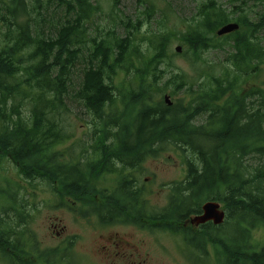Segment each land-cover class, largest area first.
<instances>
[{"label":"trees","instance_id":"16d2710c","mask_svg":"<svg viewBox=\"0 0 264 264\" xmlns=\"http://www.w3.org/2000/svg\"><path fill=\"white\" fill-rule=\"evenodd\" d=\"M29 1L42 2L0 0V10L16 20L2 19L8 33L0 47V167L10 159L31 185L47 183L61 204L77 205L83 217H95L100 225L133 224L180 236L192 255L212 251L215 264H264V236L257 237L264 230V44L259 37L264 0L256 19L241 6L229 11L209 0L181 36L173 28L152 31L145 51L131 35L91 39L76 95L99 122L75 158L71 148H57L71 139L59 116L96 7L92 0H60L69 14L47 38L29 22L17 21L28 13ZM233 21L238 30L217 35ZM139 25L132 26L137 33ZM174 40L186 45L181 55L191 61L194 74L173 69ZM217 49L226 53L221 68L204 57ZM120 70L130 83L119 89L114 77ZM27 87L33 92L30 122L10 103L17 94L26 95ZM165 93L178 96L172 105L164 102ZM169 148L179 152L186 174L163 184L168 202L153 208L127 170H138ZM110 174L117 175L115 184L103 186ZM2 193L10 194L0 188ZM210 200L222 203L225 221L186 225ZM8 207H0L1 258L17 264L18 254L21 261L24 255L41 256L55 264L56 249L39 252L32 233L26 241L30 214L13 215ZM61 264L73 263L62 259Z\"/></svg>","mask_w":264,"mask_h":264},{"label":"rangeland","instance_id":"374dc122","mask_svg":"<svg viewBox=\"0 0 264 264\" xmlns=\"http://www.w3.org/2000/svg\"><path fill=\"white\" fill-rule=\"evenodd\" d=\"M209 0H92L96 9L86 25V41L82 45V52L77 66L72 75L69 94L64 98L66 107L59 116L60 122L66 133L71 136L65 144L59 145L58 150L71 148L72 154L77 157L81 151L83 143L89 142L95 126L99 120L89 112L76 95L83 78V69L86 66L89 53L91 52V39L108 38L112 33L119 36L131 35L140 43L141 49L146 50L148 41L146 38L152 31H159L173 28L177 35L181 36V31L188 29L192 23V18L196 16L198 9ZM217 4L227 10L238 11L240 6L253 19L258 18L262 11L261 0H216ZM39 6L37 3L29 1L28 13L21 14L18 22H29L31 29L43 37L55 36L58 26L68 16V10L61 5L60 0H42ZM1 6V4H0ZM3 17L13 19L6 9L0 10V47L4 45V34L8 33ZM16 21V20H12ZM139 32H135L133 24L139 23ZM16 27H13L15 29ZM12 34V32L10 33ZM259 37L264 44V28L259 32ZM186 45L180 40H174L171 49L176 53L173 58V69L185 70L194 74L193 66L187 57L177 53L175 48ZM26 55V54H25ZM225 51L222 49L205 52L204 57L207 62L218 64L221 68L225 63ZM25 57V56H24ZM264 81V72L261 75ZM117 88L126 87L130 83V76L125 71L120 70L114 77ZM169 92V91H168ZM26 95L17 94L11 101V105H16L20 109L21 116L30 122L33 92L27 87ZM120 95V93H119ZM178 96H173L175 100ZM122 106V100H119ZM92 137V138H91ZM133 173L138 179V184L145 187L146 197L149 198L151 207H161L168 202V188L163 184L171 183L182 179L186 172L181 162L179 152L172 148L162 155L149 158L138 170L127 171ZM116 174L106 176L103 186L115 184ZM0 188L8 189L10 193H29L28 210L30 211L29 223L24 227L32 233L33 239L39 248V252L54 247L62 241V237L55 236L54 226L64 229V235L78 236L75 250L64 249L62 259L73 264H112L107 262L105 253L100 249L102 242L101 235H106L109 231L117 232L130 242L136 245L134 259L136 262L118 261V264H215L214 254L204 255L200 252L191 254L185 246L181 237L166 232L145 231L132 225L113 224L108 227H101L95 217L86 218L79 212V207L73 208L62 204L52 196L53 192L47 183L38 181L37 186L31 185L23 179L15 163L10 159L3 162L0 167ZM9 199L2 193L0 195V207H8ZM60 204V206H59ZM9 208V207H8ZM4 208H0V211ZM21 229V227H19ZM264 230L257 233V237H263ZM45 254V253H43ZM33 264H48L41 256L36 258L28 256ZM0 264H8L0 256Z\"/></svg>","mask_w":264,"mask_h":264},{"label":"flooded vegetation","instance_id":"af4514ba","mask_svg":"<svg viewBox=\"0 0 264 264\" xmlns=\"http://www.w3.org/2000/svg\"><path fill=\"white\" fill-rule=\"evenodd\" d=\"M75 154H72L70 157H74ZM128 171V170H127ZM129 171H135L134 168L129 169ZM137 182V181H134ZM137 184V183H135ZM29 193H10L7 194L6 197L9 199V211L13 215L18 214L20 211L27 212L30 214V211L28 210V196ZM52 196H55L52 194ZM57 198V197H56ZM59 200V199H58ZM61 204V203H60ZM59 204V206H60ZM62 206V204H61ZM19 218V216H18ZM121 225H132L134 227L140 228L136 225L133 224H121ZM110 225H101V227H108ZM55 230V236L62 237V241L59 244H56L54 249L56 259H55V264H61L62 263V256H63V251L64 249L67 250H75V245L78 240V236H72V235H64V229H58L57 226H54ZM147 231V230H145ZM150 231V230H149ZM102 237V242H100V249L105 253V257L107 262L112 263V264H118V261H126V262H136V259H134L135 253L137 251L136 245L130 242L126 237L123 235L114 232V231H109L107 232L106 235H101ZM30 236L27 234L26 236V241H29ZM31 239V238H30ZM37 245V243H36ZM35 255H38L36 251H34ZM12 256H14L12 254ZM18 256V262L17 264H30V260L28 259L27 255H24L23 261L19 260L20 255ZM29 262V263H28ZM49 264V263H48ZM51 264V263H50Z\"/></svg>","mask_w":264,"mask_h":264},{"label":"water","instance_id":"95a60500","mask_svg":"<svg viewBox=\"0 0 264 264\" xmlns=\"http://www.w3.org/2000/svg\"><path fill=\"white\" fill-rule=\"evenodd\" d=\"M240 25L237 22H229L222 26L218 31L217 34L219 36L234 32L238 30ZM176 51L181 52L182 46H176ZM164 101L168 105L173 104V100L169 94L164 96ZM220 203L215 201H208L203 205V214L197 215L192 219L193 222L198 223H205L209 220H213L216 224H220L224 221L225 212L220 210Z\"/></svg>","mask_w":264,"mask_h":264}]
</instances>
